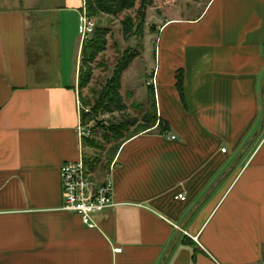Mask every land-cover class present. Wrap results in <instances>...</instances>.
<instances>
[{
	"label": "crops",
	"instance_id": "1",
	"mask_svg": "<svg viewBox=\"0 0 264 264\" xmlns=\"http://www.w3.org/2000/svg\"><path fill=\"white\" fill-rule=\"evenodd\" d=\"M85 5L0 0V264H160L262 121L264 0L163 3L157 44L146 52L169 131L155 126L126 140L112 174H92L97 186L110 175L118 206L86 226L63 210L61 174L85 152ZM244 158L188 221L166 264H264V134Z\"/></svg>",
	"mask_w": 264,
	"mask_h": 264
},
{
	"label": "rangeland",
	"instance_id": "2",
	"mask_svg": "<svg viewBox=\"0 0 264 264\" xmlns=\"http://www.w3.org/2000/svg\"><path fill=\"white\" fill-rule=\"evenodd\" d=\"M201 0H179L183 5L186 3L195 4ZM170 0H156L158 5L169 4ZM159 6L150 7L143 14L144 18L137 17L135 12L129 11L126 13L133 23V34L124 35L123 26L119 20L114 17H101L94 19L96 25L109 30L107 38V50L103 52L94 64V76L86 89L80 93V101L82 110L87 111L92 116L93 120L86 126V130H90L91 134L87 136L88 143L85 146L84 159L93 163L99 162L100 171L96 172L97 179L106 176L107 163L110 161V154L117 146L120 145L119 139H114V134L111 132L112 125H119L124 119L142 117L140 111L148 104L149 94L147 84L151 83L152 71L150 63L154 61L153 55L151 61L147 55V48L156 46ZM80 41V36H79ZM128 52L137 55L131 66L125 71L121 83V95L123 101L127 105L124 114L119 112L107 113L102 109L94 111L97 106V101L100 99L106 85L114 75V70L117 64L123 59V55ZM75 55L71 61V68L75 70L76 63L79 60L81 52ZM73 72V71H72ZM149 83V84H150ZM84 100V102H83ZM87 103V105H86ZM96 112V113H95ZM132 129V128H131ZM134 131L132 129L130 132ZM262 135L258 138L255 144L246 153L247 159L261 140ZM244 158V159H245ZM243 161V159H242ZM112 165V162L110 166Z\"/></svg>",
	"mask_w": 264,
	"mask_h": 264
},
{
	"label": "trees",
	"instance_id": "3",
	"mask_svg": "<svg viewBox=\"0 0 264 264\" xmlns=\"http://www.w3.org/2000/svg\"><path fill=\"white\" fill-rule=\"evenodd\" d=\"M85 2L86 14L91 20L108 16L114 17L115 19L119 20L120 24L123 26L124 35L126 36H129L134 32L133 23L130 17L126 15L127 12L133 11L138 18L142 19L145 17L143 13L147 9L154 6L160 7V5L156 3V0H85ZM94 31V34L88 40L82 43L83 46L80 57L81 64L78 73L79 101L80 93L89 86L93 79L94 64L97 61V58L103 52H105L108 47L107 38L110 31L100 27L99 24L96 25ZM136 56L137 55L128 52L123 55V59L117 64L113 72V77L110 79L100 99L97 101L98 103L94 111L102 109L107 113L114 111L121 114L125 113L127 105L125 101H123V97L121 95V83L125 71L134 62ZM182 76L183 72L180 71L177 82L180 94H182L184 91L182 85ZM148 94L150 100L149 106L141 109L140 113L142 117L140 119L127 118L124 119L119 125H112L110 130L114 134V139H119L120 145L117 146V148H115L110 154V161L107 163L108 165L106 170H109L110 164L114 159L113 157L117 153L122 143L126 142V140L140 135V133L151 131L155 126L162 134H165L169 131L167 124L159 117V114H157V100L155 98V90L153 89V86H149ZM81 117L82 126H87L93 120L90 113L85 110L81 111ZM131 128L134 129V131L127 134L132 130ZM88 141V138H83V145L86 146ZM85 162L88 173L93 174L100 171L99 162L91 163L87 160H85Z\"/></svg>",
	"mask_w": 264,
	"mask_h": 264
},
{
	"label": "built area",
	"instance_id": "4",
	"mask_svg": "<svg viewBox=\"0 0 264 264\" xmlns=\"http://www.w3.org/2000/svg\"><path fill=\"white\" fill-rule=\"evenodd\" d=\"M80 17L79 36L81 43H83L94 34L96 23L94 19L91 20L87 16L85 9ZM148 85L152 86V83ZM79 131L82 140L91 134L90 130H86V126L81 125ZM171 138L175 139L174 136ZM222 152L226 153V149H223ZM114 166L115 162L110 166V175ZM61 174L64 199L63 210L78 214L83 218L86 226L95 227V215L118 206L114 198L115 188L110 175L102 185L97 186L92 179V174L88 173L86 169L84 156L77 162L65 164L62 167ZM178 199L185 201V197L182 195L178 196Z\"/></svg>",
	"mask_w": 264,
	"mask_h": 264
},
{
	"label": "water",
	"instance_id": "5",
	"mask_svg": "<svg viewBox=\"0 0 264 264\" xmlns=\"http://www.w3.org/2000/svg\"><path fill=\"white\" fill-rule=\"evenodd\" d=\"M263 84L261 88V96H262V110H263V117L262 121L260 123V127L256 130L254 135L250 138V140L241 148V151L238 153L239 155L237 158L227 167V170L220 176L218 177L214 182L213 185L207 190V192L201 197L200 201L191 209L189 212V215L187 216L186 220L181 224L180 230L178 231L177 235L173 239V243L169 250L165 253L162 261L160 264H166L168 261L170 254L172 253L174 247L177 244L178 238L181 236V234L185 231L186 229V224L188 221L197 213V211L200 209L201 206L205 204V202L209 199V197L212 195L214 190L221 184L222 181H224L227 176L233 172L236 167L241 163L242 159L246 156V153L249 151V149L255 144V142L258 140V138L261 136V134L264 131V78H263Z\"/></svg>",
	"mask_w": 264,
	"mask_h": 264
}]
</instances>
